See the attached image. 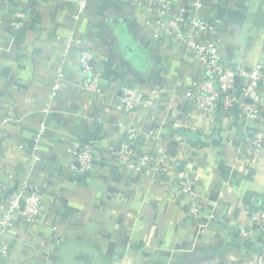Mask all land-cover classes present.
Masks as SVG:
<instances>
[{
    "label": "crops",
    "instance_id": "obj_1",
    "mask_svg": "<svg viewBox=\"0 0 264 264\" xmlns=\"http://www.w3.org/2000/svg\"><path fill=\"white\" fill-rule=\"evenodd\" d=\"M0 2V197L24 179L44 193L39 222L14 218L0 264H253L264 250V224L251 227L249 213L264 210V166L249 168L241 158L255 122L221 116L206 135L193 131L205 121L186 92L202 73L201 60L157 37L156 19L130 0H93L77 22L68 0ZM172 2L175 12L194 14L189 0ZM203 3L198 16L216 26L229 64L262 65L264 73V0ZM17 11L25 15L19 28ZM117 27L146 52V70L123 58ZM73 35L94 57L98 95L81 89L77 52L62 67L63 41ZM128 87L145 96L138 115L119 107ZM261 88L264 95V78ZM86 125L97 134V153L92 173L79 179L70 149ZM129 127L169 140L161 181L134 177L113 158L110 148ZM181 169L198 181V219L175 196ZM242 227H251L246 239Z\"/></svg>",
    "mask_w": 264,
    "mask_h": 264
},
{
    "label": "built area",
    "instance_id": "obj_2",
    "mask_svg": "<svg viewBox=\"0 0 264 264\" xmlns=\"http://www.w3.org/2000/svg\"><path fill=\"white\" fill-rule=\"evenodd\" d=\"M194 14L188 16L185 9L174 11L172 0H130L137 8L147 9L156 21L157 37L167 38L172 44H181L193 52L202 62L201 75L192 82L186 92V98L196 106L205 121L204 126L194 128L201 134H207L219 117L234 119L240 117L255 122L254 131L248 139V149L242 155L249 168L260 169L264 166V95L262 80L263 66H232L224 54V41L216 26L198 14L204 8V0H189ZM75 11L72 18L77 22L86 17L91 10L93 0H68ZM6 10L0 2L1 14ZM25 18L22 12H13L12 20L16 27ZM219 35V36H218ZM62 53V67L68 56L77 52L79 65L83 73L81 89L89 95L101 93V77L95 70L94 57L87 44L77 36L65 38ZM59 78H63L60 71ZM122 111L138 115L147 107L144 94L134 88H124L119 99ZM14 120L9 118V121ZM153 131L143 132L129 127L125 130L119 147L110 148L113 158L121 162L126 172L134 177L146 179L152 184L162 180L163 164L170 158L169 140ZM70 152L74 156L73 174L87 178L93 171L96 156V144L93 141H79ZM178 184L175 196L183 201L192 218L198 219L201 208L197 201V179L187 170L176 171ZM44 209V193L40 186L29 179H24L18 189L0 197V257L9 256V245L4 237L15 217L32 223L40 221ZM250 226L264 224V210L250 211ZM251 227H242L241 236L246 239L251 234ZM253 264H264V250L255 258Z\"/></svg>",
    "mask_w": 264,
    "mask_h": 264
},
{
    "label": "water",
    "instance_id": "obj_3",
    "mask_svg": "<svg viewBox=\"0 0 264 264\" xmlns=\"http://www.w3.org/2000/svg\"><path fill=\"white\" fill-rule=\"evenodd\" d=\"M114 36L119 41V50L123 58L138 71L146 70L149 57L127 34L124 28H115Z\"/></svg>",
    "mask_w": 264,
    "mask_h": 264
},
{
    "label": "trees",
    "instance_id": "obj_4",
    "mask_svg": "<svg viewBox=\"0 0 264 264\" xmlns=\"http://www.w3.org/2000/svg\"><path fill=\"white\" fill-rule=\"evenodd\" d=\"M96 135L97 134H94L93 132H91L90 128L86 125L85 133L81 141L83 143L93 141V140L95 141L96 139L94 137H96Z\"/></svg>",
    "mask_w": 264,
    "mask_h": 264
}]
</instances>
